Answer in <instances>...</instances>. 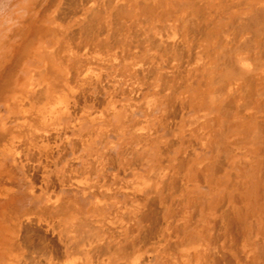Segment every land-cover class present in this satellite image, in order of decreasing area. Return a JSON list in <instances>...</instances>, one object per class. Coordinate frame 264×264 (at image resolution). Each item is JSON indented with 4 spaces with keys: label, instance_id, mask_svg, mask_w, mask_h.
I'll return each mask as SVG.
<instances>
[{
    "label": "bare ground",
    "instance_id": "6f19581e",
    "mask_svg": "<svg viewBox=\"0 0 264 264\" xmlns=\"http://www.w3.org/2000/svg\"><path fill=\"white\" fill-rule=\"evenodd\" d=\"M38 1L0 0V65L46 64L21 84L16 72L14 147H0V177L15 179L10 187L0 179V264H56L58 226L69 236L86 224L74 190L89 191L72 153L73 143L90 142L71 126L87 120L95 170L115 178L127 162L152 164L137 187L160 196L143 202V250L126 264H264V0ZM77 110L84 117L72 122ZM214 177L232 199L213 198ZM104 179L89 224L108 210L112 224L135 227L141 203L123 199L122 179ZM92 234L64 264H90L103 239ZM151 238L158 257L146 263ZM134 246L108 245V260Z\"/></svg>",
    "mask_w": 264,
    "mask_h": 264
},
{
    "label": "crops",
    "instance_id": "0c3cea01",
    "mask_svg": "<svg viewBox=\"0 0 264 264\" xmlns=\"http://www.w3.org/2000/svg\"><path fill=\"white\" fill-rule=\"evenodd\" d=\"M41 1L42 0L38 1L35 4L39 3L38 5L40 6V8L45 7V3H46L44 2L45 0H43V2ZM40 12H41V9L39 10V13ZM5 52H7L8 58H9L8 49L5 50ZM0 54H2V52ZM5 65H0V93H1L0 94V147H14L13 129H14L15 124L18 123L16 120V112H15L16 104L14 100L15 85H16V72L19 73L17 75L18 77L17 84H21L25 81L27 82L26 79L29 76H31L32 73L34 72L41 71L43 75H45L46 64L42 63L39 60L38 62L30 60L28 62H24L22 65L16 68L13 64L8 63ZM55 66H57V64ZM2 72L4 73L3 75H1ZM39 77H41V75ZM40 83L44 87L46 86L45 80L44 81L40 80ZM26 104H29V103H26ZM93 107L94 105L92 106V108ZM83 117H84V112L77 110L76 113L71 114L70 120H72V122L81 121ZM71 129L73 130V135H76L77 138L80 135L81 136L86 135V137H89L88 142H90L85 145L80 144V143L76 145L73 143V147H75V150L72 153V154H75L76 156V166H75L76 179L78 182L80 181L82 182V180H86L87 190L89 191V193H84L82 183H77V185L75 186V190H74V195H76L74 197H77L78 201H80V203H82V206L84 207V210L82 211V218H84L83 220L85 221L86 224H82V225L78 224L76 227H74V229L70 228L73 231H72V234L69 236L64 235V232H68L69 230L66 228V224L58 226V229H60L62 233V236H60L62 253L55 260V262L56 264H64L66 260L72 259L73 257H75L77 255V248H76L77 243L88 242V240L91 237H93L92 232L94 233L95 231H97L101 233L100 235H102L103 239L99 241L100 236H97L96 240L94 241L95 243H93L92 248L90 249V252H91L90 264H126V262H128L131 257L132 258L137 257L140 251L143 250L141 242L139 243L137 240V234L142 232L143 227H148L147 224H144L142 222V216L144 214V211L148 210L146 208L147 206L144 207V204L145 203L147 204L149 201L155 198L159 199V196H160L158 189L151 188L145 191V190H139V188L137 187V185H139V183H141V181L144 180V177L147 178L148 176L149 177L152 176V172H153V168H151L152 164H147L144 162H140V163L135 162L132 164L131 162H127L125 171L122 172L120 176H116L117 178L120 179V181L122 179L124 183L123 199H125L128 195V196H132L135 202L141 203V207L138 210H136V207H135L134 209L135 211H132V212H135L136 215L141 218V220L139 219V221L136 223L135 227H131V224H127L126 222L120 223L119 225L112 224V222L110 221H112V218L115 216L111 215L108 212V210L105 215H102V218L97 219L98 221H100V223L92 226L91 224H89V222L91 221L89 218V216L91 215V209L89 208V206L91 205V202L93 200V197L91 196V193L93 192L92 190H96V187H97L96 184L98 181H100L102 184L104 183V180H105L104 177L107 178L106 182L108 181L107 182L108 184H111L112 182L116 181V177L112 178L106 175V171H109L108 173H111L110 168L102 172L101 165L97 164L98 165L97 170H95V168L93 167V165L96 163L95 154L99 152V149L97 147H91L92 146L91 145L92 136L90 135L93 129L90 127V122L87 120L85 125L81 124L79 126V124H77L74 127L71 126ZM40 130H43L44 132H46V130L48 129H47V126H45L44 128H41ZM173 132H174L173 129H170V130L168 129L167 131L166 130L164 131L163 135L165 137L167 136L169 137L173 134ZM158 135L159 134H156L155 137H157ZM58 144L59 146L57 147H63V144L61 143V141L60 143L58 142ZM199 150L203 153L202 155L204 159L210 158V149L208 147H199ZM135 154H136V151H133L131 153L132 156ZM132 156H129L128 159H130ZM229 162H235V159L231 158ZM1 164H2V167L5 168L7 167V165H10V161L8 163L5 160H3ZM115 169H117V167L113 166L112 171ZM100 172H102V174H100ZM0 179L1 181L4 180V182L7 183L8 187H10L14 183V180H15L12 175L9 176L6 174L1 175ZM214 180H215L216 188H215V193H214L213 198L216 199L217 197H220V195L221 196L228 195L230 197L231 193L229 195V192H227V190H225L224 188L226 184L225 179L214 177ZM217 182L219 183L218 187L216 184ZM185 185H186L185 183L182 184L181 192H184V190L187 188ZM85 194H88V195H85ZM115 219H113V221ZM124 219L126 221H129L127 216H125ZM111 233L115 235H112ZM116 242L121 243V244L134 243L135 246L133 249H130L131 253L126 258L124 257H125V254H127V252H124L122 253L121 256L115 257L116 260H118V263L116 262V260H114V262L111 263V261L108 260L109 258L112 259V256H109L111 254H109L108 252V245H114ZM146 246H147L146 247L147 251L145 252V257L143 258L142 261L148 263L149 254H150V260H156V257H158V250H159L158 239L151 238L150 243L147 244ZM237 254H238V251H237ZM136 263L137 262H135V264ZM76 264H86V262L84 260H81Z\"/></svg>",
    "mask_w": 264,
    "mask_h": 264
},
{
    "label": "rangeland",
    "instance_id": "374dc122",
    "mask_svg": "<svg viewBox=\"0 0 264 264\" xmlns=\"http://www.w3.org/2000/svg\"><path fill=\"white\" fill-rule=\"evenodd\" d=\"M54 8V7H53ZM69 22H72V24L74 25V20L72 19L71 21H69Z\"/></svg>",
    "mask_w": 264,
    "mask_h": 264
}]
</instances>
